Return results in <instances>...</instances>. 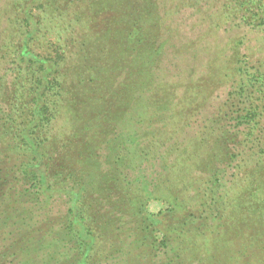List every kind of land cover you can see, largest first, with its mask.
Masks as SVG:
<instances>
[{
    "label": "trees",
    "instance_id": "trees-1",
    "mask_svg": "<svg viewBox=\"0 0 264 264\" xmlns=\"http://www.w3.org/2000/svg\"><path fill=\"white\" fill-rule=\"evenodd\" d=\"M45 249L264 264V0H0V264Z\"/></svg>",
    "mask_w": 264,
    "mask_h": 264
},
{
    "label": "rangeland",
    "instance_id": "rangeland-1",
    "mask_svg": "<svg viewBox=\"0 0 264 264\" xmlns=\"http://www.w3.org/2000/svg\"><path fill=\"white\" fill-rule=\"evenodd\" d=\"M180 34L181 37H185L186 30L190 27V21L184 20L181 23ZM235 31L230 30L228 32H222L220 37L217 40H211L202 45H198L194 50L185 52V54L173 57L169 56L168 60L163 68L165 72L172 74V72L180 75L181 78H186L191 75H200L207 71L208 62L216 55L220 47H223L228 37L234 36ZM189 39V37H185ZM220 95L224 96V93ZM217 103V100H214L211 104V109ZM56 201L62 204V200L56 199ZM59 206L56 205L55 211H58ZM159 206L154 205L153 210H157ZM48 251V250H47ZM46 249L41 251L42 254L39 255L38 264H42V261H48L50 258V250L47 252ZM47 252V253H46ZM50 264V263H49ZM123 264V262H121Z\"/></svg>",
    "mask_w": 264,
    "mask_h": 264
}]
</instances>
